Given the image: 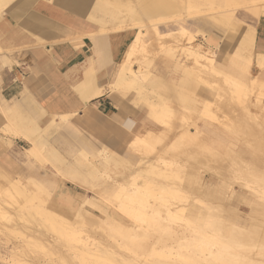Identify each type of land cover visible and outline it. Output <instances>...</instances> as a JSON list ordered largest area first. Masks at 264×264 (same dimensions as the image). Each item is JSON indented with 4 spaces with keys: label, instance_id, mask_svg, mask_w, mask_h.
Here are the masks:
<instances>
[{
    "label": "bare ground",
    "instance_id": "obj_1",
    "mask_svg": "<svg viewBox=\"0 0 264 264\" xmlns=\"http://www.w3.org/2000/svg\"><path fill=\"white\" fill-rule=\"evenodd\" d=\"M13 1L14 0H0V12ZM58 1H61V0H50V3H53L56 5ZM62 1H65L69 5L74 7L78 13L83 14L84 16L87 15L88 17L91 16L90 21L98 25L97 30L91 34L92 38L98 35H107L110 33H116L122 36L132 35V38L129 44L127 45L125 59L122 61L119 67L115 81L112 84L110 93L123 101L125 100L129 101V103L132 104L136 108H139L141 107V105H143L144 111L141 114L143 116L145 115L148 119H150L153 123L157 124L158 126L168 130L170 134H176V128L175 126L173 127L172 125V124H175L173 123L175 120L172 121L171 119L173 118L177 119V115L179 113V112L177 113V109L186 104L187 105L186 107H189L188 108L189 111H193L194 114L192 115L193 119L190 122L186 123V127L184 129L179 127L181 128L180 130H182L181 136L178 135L179 139L182 140V138L180 137L184 136V141H185L184 144L194 147L195 149L194 153L198 155L199 157H201L200 159L202 158L206 159V158L211 157L214 163H218L219 165L223 163L229 172V175H228L230 176L229 178L227 179L220 178L219 179L220 184H218L217 186L215 185V187H212L211 183L208 184V181L210 179L206 176L208 178L207 179L208 181H207L201 175L203 174L202 171L199 172L201 170V167H198L199 169H194L193 172L191 173L189 170L188 172L186 169V171L188 172L187 173L186 171L184 172V169L186 167L176 166L173 160L171 161L168 159L164 160L163 158L157 156L156 153H154L152 150H150L149 144L147 143V140H146L150 138L149 132H146L145 135L142 137H138L137 135H133L125 130L128 133L129 139L127 138L128 140H125L124 144L131 149L132 148L135 149L133 151H136V149H138L137 152H139V149H140L141 150L140 152H143V154L147 157L145 159H141V160L139 159V161L137 160L138 162L136 161L135 162L136 164H134L131 168H129V170H127L128 176L125 181H124V177L122 176L121 184L115 181L114 178L112 179L108 178L110 182L116 184L117 186V187L115 186V193H114L115 194L114 198L117 203L113 204V208L115 209L117 214L119 213V216L121 215L122 217H124L119 220V223H120V226L121 224L124 225L125 229L123 231H125L124 233L127 234V238L129 239V241L132 242L133 245L131 244V246H134L135 241L137 242L139 237H136V234L134 235L135 228L131 226L128 220H131L137 223L139 221L147 223V221L151 220L152 218L157 219V223L161 225L160 227L163 233H166L165 234L166 238H168V240H170V242L172 243V245L169 246V249H164L166 251L168 250L167 252L169 253V255H173L171 254V252L173 251V247H172L173 245L178 248V251L182 249H187V248L189 249L188 246H185L186 242H190V240H194L192 245L196 249L194 248L193 250V254H192L193 256H191L192 259L188 255L186 254L183 255L182 253H179V252L173 255L175 257L174 260L180 259L183 262L189 261L190 263L186 262L188 264H213V262L210 263L207 261V259H209V256H216L217 252L214 254V252L212 251L213 245L219 244L223 246L226 243L228 244V242H225V240L229 239L228 237L229 235L230 237L238 235L239 238L242 237L243 239H247L249 238L248 234L253 233L255 231L258 234L257 235L255 233L257 237H259L262 241H264V225H263V228H261L260 230H257L256 229V226H258L257 225L258 223H256L257 221L255 223L252 222L250 224L251 226L250 229H247L245 231L244 230L239 231L237 229L235 230V228L232 227L233 228L231 230L232 232L228 233L229 235H227V238H225L226 237L225 235L224 237L225 240L221 237H218V235H216V233H218L220 230L218 232L216 230V232L214 233L215 235L209 234L211 231L208 234H206L207 233L206 230H208L207 229L208 225L213 226L212 224L213 223L215 224V222L218 223V225L219 224L221 225V223L217 219V216L213 214L214 210L212 209L211 205L209 207V205L207 206V205H204V203L202 204L201 201L203 199L201 201L197 199L195 200L196 195L197 196L201 195L207 198L210 197L214 201H216L214 199L216 197H218L219 200H222L224 196L223 194L226 190L227 191L225 192V194H227L230 197L231 195L235 194L233 187L237 186L245 194H249L250 196L254 197L255 200H261L262 202H264V152H261L260 150L255 149L254 151L259 153L262 159L258 160L256 164L243 165L241 164L242 162L240 163V160L239 162H237V160L239 159L242 152L246 153L247 150L240 148L239 145H237L238 147L235 148L236 141H240L242 137L244 140H246L245 137L252 136L250 138L258 139V142L259 140L262 141L264 139V121H262L264 120L263 118L264 116L262 115L258 116L254 113L253 114L251 113L252 111L251 108L254 106V105H251L252 100L250 101V103L245 102L246 103L245 106L241 105V107H243L242 112L240 111L241 113H236V110H239V109H236L235 107H233V104L242 103L244 105L243 102L245 101L246 98H248L249 95H253V99L254 98L259 99V98L264 97V79L262 78L263 73H264V53H260V52L254 53L253 51L254 46H255V39H256L255 29L243 24V26H240L237 28V31L235 32L234 35L232 34V36L228 35L226 37L228 44L231 45L232 42L234 41L237 43L234 55L237 58L236 62L238 63V67L241 70V76L234 78V77H231L229 73L226 71H224L225 74H222L219 70V66L217 65V62L214 59H210L208 57L206 58V56L204 57L203 55L197 53L195 50L192 51L191 48L188 47L189 45L187 46L188 48H184L182 46L183 48L180 47L179 49L176 46L175 47L169 46V44L163 41V38L167 34L160 33V27H162V25H164V22H165L164 20H163L164 22L160 20V18L162 19V17L164 15H167L168 13L171 16L172 13L178 12L181 6L180 4L184 3V0H182L183 2L180 1L181 3L179 5L175 4L176 2L171 3L170 1H167V0H62ZM199 1L203 2V0H199ZM235 1H238V0H235ZM241 1H243V3H240L242 5L241 7H239L240 4L238 5L236 4L237 2L234 3V1L233 3L238 5V7H235V6L228 7L227 4L231 2L229 1L227 2V0H225L224 5L226 6L224 7L226 9L224 11L220 10L222 12H219V15L217 16H213V14H211L212 17L210 16L209 17L207 16V17L209 19L211 18L210 20L213 23L219 25L220 27L222 26L224 29L228 28V31H230V29L232 30L234 28V24L236 23L235 21H238L234 18V15L239 10H244L246 12H249L253 14V16H255L256 18H259L260 14L264 13V0H252L250 2H246L244 0H241ZM188 3L189 1L187 2L186 8L189 7ZM184 4H183V8L181 7L180 10L186 9L184 8L185 7ZM196 4L197 5L190 4V6L192 5V7L188 9H191L192 11L190 10L191 12L188 13L186 18L185 17L181 18V15L180 17H178L179 13L177 14L178 16L176 15L178 18L174 15H173L174 20H172L173 18L172 19L170 18L171 19L170 21H173L176 24H178V26L180 27L178 31H180L182 34L187 32L186 28L183 26L184 22L193 20L190 24H194V23H199L200 21H204V19L206 18L207 10L206 11L201 10L200 9L201 5L198 6L197 2ZM208 5H211V4H208ZM209 8H206V9H209ZM176 9L178 11H176ZM98 14H102V16L98 17ZM184 15H186V13ZM127 23H129L131 26L128 25L127 27ZM197 32L200 34L204 33L200 30H198ZM150 36H151V40L149 42H145V39H147V37L149 38ZM194 41L195 39L193 38V36L188 37L186 44H193ZM147 47H149L150 50L152 49L158 50L156 54H154L155 52L151 53V56L153 58L149 54H148L149 56L147 55V52L149 53V51L147 50ZM135 51L136 52L139 51L141 54V60L136 69L133 68V64L136 65V63L133 62V56H134ZM159 55H160V60L164 58L167 60L178 61L179 59L177 57L182 56L184 59H186L185 63L186 61L188 62V60L191 61V65L193 67L190 69L194 71V74L192 72L191 73L194 76L193 79L196 78L197 84L193 83L195 85L192 86V84L186 78L180 79V82L183 83V86L186 89L187 88L191 89L192 87H194V89H196V91L194 92L195 94L198 95L197 98H196L197 95L193 94V92L192 94L195 97L192 98L191 96L193 95L190 96L189 93L187 94L186 90H184V88L181 86L177 87L174 85H170L169 87V89H171L170 99H168V97L166 96L167 100H169L168 102L171 101L169 105L168 103L165 102L163 98L159 96V94L157 95L154 92L156 91L154 90V88H156V85L159 83V78L156 76H152L151 74H145L143 70H146L151 65L154 59H159ZM251 66L256 68L258 73L256 75L251 76L249 79H247L246 77L249 75L248 69ZM192 74L190 76H192ZM245 78H246V81H244ZM197 90H200V91H197ZM202 90H205V91L207 90L206 94H203L204 91L202 92ZM224 90H225L226 95H223ZM211 91H213V94ZM200 93L201 95H199ZM96 95H98V93H96ZM211 95L214 98L213 103L212 101L207 100L209 97H211ZM251 97L252 96H250V98ZM254 101H257V100L254 99L253 102ZM171 104L173 105L175 104L176 106L175 105L174 106L177 107V109H175V107ZM186 107L183 106L182 108L186 109ZM258 110L260 114L264 115V107H259ZM228 116L230 117L234 116L233 118L234 122H230L229 120L230 118ZM169 119L171 120V123L168 122ZM177 121L179 122V119ZM199 126H201L207 133V137L206 138L203 137L205 139H202L207 145H209L208 142L213 143L212 139L215 141H218V144L215 148L214 147L208 148L205 144H203L200 141L201 130L199 129ZM220 134L226 136L227 138L229 136H232V137H229L226 141H223L222 139L224 138H220ZM250 144L253 145L254 143H250ZM258 144L264 145L263 142H259ZM213 149H216L217 151L213 152ZM250 149H254V146ZM218 151H223V154L222 153L219 154ZM26 153L31 158L33 157V155L34 156L39 155L36 153V150L34 148H32ZM149 153L154 156V158L151 160L148 157ZM195 154H193L192 158L193 157L196 158V161L198 163L199 158H197L198 156H196ZM176 155L177 153L175 152L174 156ZM42 161L46 162L45 160H43V158H42ZM202 162H203L202 163L203 165L205 161L203 160ZM199 163H201V161ZM199 163L197 164L198 166H199ZM160 165H163V166H160ZM195 166H196V163L193 167ZM225 167L224 169L222 167H219V169L222 168V170L226 172ZM242 170L244 171L242 172ZM203 172L206 173V171H203ZM58 176L61 178V175H58ZM150 177L157 179L161 183L165 182L168 184H172L173 186H180L183 183H186L187 189H189L190 191H193L192 192L193 196L192 195L190 196H192L193 198L194 194H196L195 197L193 198L192 204L191 205L188 204L187 207L183 206L181 208H178L176 210V213L167 206H161L160 203H158L157 201L163 200L164 199L163 195H165L166 193H170L171 190L165 188L163 184L154 185L151 181L148 180V178ZM216 179L217 178H215V180ZM0 181L5 184L8 183V186H6L5 188L4 186H2L3 184L1 185L3 188L1 186L0 188L3 189L2 195L3 196L5 195V197L10 199V201H14L13 203H15L14 205L12 204L10 205L9 203H6L7 205L8 204L10 205L11 207L10 209L15 211L18 214L17 216L19 217V219H22L23 216L24 217L28 216L31 218L32 213L30 212V210L33 207L35 208V206H32L31 204L32 198L30 196H27L24 186L20 184L19 181H16V180L12 182L10 181L4 182L2 179H0ZM211 181L212 180H210V182ZM153 185L155 187L154 189H153ZM149 197L152 199L153 204H157L158 208H156L155 206L151 204V202H149ZM8 199L6 201H8ZM18 199H20V201L22 200V202H19ZM235 201H236V205H240L242 209L244 208V210L248 206V204H250V199L234 200V202ZM33 204H35V202ZM250 207L255 216L264 217V207L263 206H259V205H256V203L255 204L253 203L251 204ZM140 208L142 209V212L139 210ZM257 208H259V210ZM34 210H36V208ZM39 210H40V216H42V219L44 220L43 222L46 221L50 225H52L50 230L58 234V237L66 239L68 241L69 244L66 246V252H69L71 256L74 255L75 257H80L82 261L84 262V264H138V262L135 259H132L131 256L128 255V254H135V251L132 250L130 252V250L127 247L123 246L122 243L118 242L121 238L114 236L117 239L119 238V240L117 241L112 240L111 243H108V242H104L101 240H99L98 242H95V240L93 239L91 240L89 236H86L83 238L80 236H76L79 234L77 233L78 231H76L77 228L74 227L75 228L74 230V228L70 226V223L67 221L66 218L60 216V214H56L48 209H45L44 206H42L40 209L37 208V212H39ZM215 210L219 212L218 208ZM31 211H33V209ZM163 215H164V218H166L165 220L162 217ZM237 216H241V215H239L238 213ZM0 217L1 218L5 217V213L0 211ZM34 217L35 216L33 215L32 219H34ZM5 219H8V218L5 217ZM167 219L182 220L184 224L180 221L181 224H179V228L181 227L180 225H182L183 227L177 230L176 226H175L176 228L174 229L172 228V226L170 227L169 225H166V224L163 225L164 222L162 223V221H166ZM246 219L242 217V219L240 220L239 217H234L232 215L228 217V220H230L229 222L233 225L235 223H242L246 225L248 218ZM4 221H7V220H4ZM33 221H35V219ZM39 221L37 222V224L39 223ZM11 222L12 220L10 221V223ZM166 223L168 222L166 221ZM40 224L43 225L44 223L41 222ZM202 226H204L205 228H203ZM11 227L12 228L10 230L8 229V231L7 230L5 231L9 232V234L11 235H15V237L16 235H19L20 236L19 239L22 238L21 245L24 244L25 247H35V246L37 247V246H41L42 244L45 246H48V245L51 246L50 243H52L54 247L58 245V242L56 241L57 238L55 237L56 239H54V235L52 236V234L50 235L52 236V238H50L52 239L51 242L44 240L45 238L43 236H46L47 233L37 230L38 229L37 226H35L37 227V229L34 228L33 232H30L32 230L29 231L28 229L27 233L28 232L29 233L26 236L19 234L18 231L16 232V229H15L16 226H11ZM201 227L203 230L204 229L205 230L202 231ZM103 228H104L103 229V232H104L105 227ZM108 230L106 228V231ZM94 231L95 230L93 229V232ZM99 231L100 230H96L98 234H100ZM143 231L142 233H144ZM103 232L101 233L103 234ZM233 232L235 233L233 234ZM80 233H82L81 230H80ZM146 233L143 235L146 236L147 235ZM35 234H37V236H34ZM117 235L122 237V235L120 234H117ZM149 235L147 236L150 237ZM155 235L159 236L158 234H155ZM155 235L153 234L152 236L156 238L151 236L150 239L152 238V240L154 239V240L160 241V239L162 240L163 238L162 241H164V237H161L162 235L160 236L161 238L159 239H157V236ZM220 235L221 233L219 234V236ZM42 237L44 239H42ZM99 238L101 237L99 236ZM105 238L107 239L108 237H105ZM59 240L60 239H58V241ZM146 240L147 239H145V241ZM152 240L151 241L149 240L150 242H152L151 250L155 252L152 246L155 244H160V243L159 242L156 243L157 242L156 241L153 244ZM223 240L225 242L224 244H223ZM229 240L233 241L232 239H229ZM140 242H143V241L140 240ZM140 242L138 243L140 244ZM170 242H167V243H170ZM244 242L246 243L245 240ZM138 243L135 245L139 246ZM236 243L238 242L235 241L234 244ZM239 243L237 245H239ZM261 243L262 242H260L259 246L264 248V244L262 246ZM162 244L164 245L165 242ZM144 245H145L144 243H141L139 247L144 248ZM252 246L254 247L253 244ZM134 247H135L133 248L134 250L138 248L136 246ZM263 248L261 250V248L259 247L260 253L261 251L264 250ZM194 251L196 253H194ZM120 252H123L125 255L120 254ZM249 254H253V253L249 252ZM255 255L256 254L251 255L252 257L251 256L243 257V260L245 259V261H243L242 258H239L242 261L241 260H238V261H241L242 264H264L263 257L260 258L261 257L260 255V257H256L255 259H253ZM217 257H220L219 254L217 255ZM46 258H48V256ZM219 259H217V262L215 263H218ZM14 261H17V260L14 259ZM20 262L21 261L17 263L18 264L28 263L26 261H24L23 263H20ZM12 264H13V261H12ZM235 264L237 263L235 262Z\"/></svg>",
    "mask_w": 264,
    "mask_h": 264
},
{
    "label": "rangeland",
    "instance_id": "obj_2",
    "mask_svg": "<svg viewBox=\"0 0 264 264\" xmlns=\"http://www.w3.org/2000/svg\"><path fill=\"white\" fill-rule=\"evenodd\" d=\"M167 1H170L171 3L176 2L175 4L179 5L181 3L180 1H182V0H167ZM186 1L187 2L189 1V3H188L189 7H187V8H186V6H187ZM190 1H191V3H190ZM224 1L225 0H205V1L203 0V2H202L199 0H184L185 4L184 3L180 4L181 5L180 8L181 7L183 8V4L185 6L184 8H186L183 10L181 9L183 13L181 12V10L179 8L180 12L176 9V11H178V12L174 11L176 14L172 13V15L170 16L168 13L167 15L163 16L165 18H163V17H162V19L160 18V20L165 21V22L163 21L164 25H162V27H160L161 28L160 33L167 34L163 38V41L166 42L167 44H169V46H172V47L176 46L179 49H180V47L181 48H183V47L188 48L189 47V48H191L192 51L195 50L197 53L203 55L204 57L206 56V58L208 57L210 59H214L215 61H217L218 65H219V70L222 74H225L224 73V70H225L226 72L229 73V75L231 77L237 78V77L241 76V70L238 67V63L236 62L237 58L234 55L237 43L234 41V42H232L231 45L228 44L226 37L228 35L229 36H232V34L234 35L235 32L237 31V28L240 26H243V24L247 25L248 27L254 28L256 30V25L259 22V20L257 18H255L253 16V14L246 12L244 10H239L237 15L235 16L239 22L235 21L237 24L236 23L234 24V28L232 30L230 29V31H228V28H227V29H225V31L218 34L217 37H212L213 36L212 34H209L205 31H204V33H201V34L198 33L197 32L198 27H195L193 24H190L193 20H189V21L183 23V26L187 30V32H186L187 34L186 33L182 34L180 31H178L180 29L178 24H176L173 21H170L172 18H173L172 20H174V16H176L178 13H179V16L177 15L178 17H180V15H181V18H184V17L186 18L188 13H190L192 11L191 9H188V8H191L192 5H197L196 2L198 3V6L201 5L200 6L201 10H204V11L207 10L206 13L208 15L206 14L205 19H208L209 21H211L210 20L211 18L210 19L208 18L209 16L212 17L211 14H213V16H217V15H219V12H222L220 10L224 11L226 9L224 7V6H226V5H224ZM228 1L231 2V3L227 4L228 7L229 6L230 7H234V6L238 7V5L240 3H243V1H241V0H238V1L227 0V2ZM233 1H234V3L237 2L236 4H238V5L234 4ZM244 1L250 2L252 0H244ZM60 4H63V6H61V7H64L65 9H67L68 11L72 12L75 15L83 17L85 20L91 22L93 25H95L98 28V25H96L92 21H90L91 16L88 17L87 15L84 16L83 14L78 13L74 7H72L71 5H69L65 1L61 0V1H58L56 3V5H60ZM190 4H192V5L190 6ZM208 4H211V5H208ZM225 4H226V2H225ZM241 6L242 5L240 4L239 7H241ZM177 7H179V6H177ZM205 7L206 8L210 7L209 9H211L212 11L209 9H206ZM187 9H188V11H187ZM185 10H186V12H185ZM185 13H186V15H184ZM101 16H102V14H98V17H101ZM128 25L131 26L129 23H127V27H128ZM127 29H129V28H127ZM141 33H143V32H141ZM107 35L112 36V35H118V34L110 33ZM187 36L188 37L193 36V38L195 39L193 44H186L187 39H188ZM88 37L92 38L91 34L88 35ZM131 37H132V35H131ZM150 40H151V36L149 38L147 37V39H145V42H149ZM175 41H176V43H175ZM147 50L149 51V53L147 52V55L149 54L150 56H151V53L155 52L154 54H156V52L158 51L157 49L156 50L155 49L150 50L149 47H147ZM253 51H254V53H259L257 46L254 47ZM125 53H126V50L124 52L122 61L125 59ZM177 58L180 61L179 60L178 61L167 60L164 58H162L160 60V55H159V59H154L152 61L151 65L146 70H143L145 74H151L152 76H156L159 78V83L158 84L155 83L157 85H156V88H154V90H156L154 92L157 95L159 94V96L161 98H163L165 100V102L168 103L169 105H170L171 101L168 102L169 100H167L166 96L168 97V99H170V96H171V89H169L170 85H174L177 87L181 86L184 88L183 83L180 82V79H182V78L183 79L186 78L192 84V86L197 84L196 78L193 79L194 78V76H193L194 71H192L190 69L193 67L191 65V61L188 60V62L186 61V63H185L186 59H184L182 56H180V57L178 56ZM140 60H141L140 52L135 51L134 56H133V62L136 63V65L133 64L134 69H136L138 67ZM122 61L119 63L120 65H121ZM180 63H181V65H180ZM253 68L254 67H252V66L249 67V69H248L249 75L246 77L247 79H249L251 76L256 75L258 73L257 69L256 68L253 69ZM185 73L187 76L185 75ZM188 73L189 74L191 73L193 77L190 76L191 74L189 75ZM190 78H191V80H190ZM246 78L244 79V81H246ZM193 83H195V84H193ZM184 90H186L187 94L189 93L190 96L195 94L194 91H196V89H194V87H192L191 89L184 88ZM197 91H200V90H197ZM192 92H193V94H192ZM202 92H203V94H206L207 90L206 91L202 90ZM211 92L213 94V91H211ZM223 92L225 93V90ZM224 93H223V95H226V93L225 94ZM195 95H197V94H195ZM199 95H201V93ZM250 96H252V97L250 98ZM191 97L194 98L195 96L193 95ZM197 97H198V95L196 96V98ZM213 99L214 98L211 95V97H209L207 100L212 101V103H213V101H214ZM246 99L243 102L244 105L242 103L241 104H233V107H235L236 109H239V110H236L234 108L236 110V113H241L242 108H243V107H241V105L245 106L246 103H250V101L252 100L251 105H254V106L251 108L252 109L251 113L252 114L254 113L258 116H260V115L264 116L263 114H260V112L258 110L259 107H264V97L259 98L261 101L259 99L254 98L255 100H257V101H254L255 103L253 102V100H254L253 95H249L248 98H246ZM125 103L128 104L129 107L133 110L132 115H134V113L136 112L137 109L139 110L140 113H142L144 111L143 105H141V107H139V108H136L132 104H130L129 101L125 100ZM171 105H173V104H171ZM183 106L186 107L187 105L185 104ZM182 107H179L178 109H177V107H175V109H177V113L178 112L179 113L177 115V119H174V118L171 119L172 121L173 120L176 121V122L175 121L173 122L175 124H172L173 127L175 126V128H176V134H170L168 132V130L158 126L155 123H153L150 119H148L144 115V120L142 121L143 124L144 125L147 124V121H148L152 125V129L148 130V131L141 130L138 133H136V135L138 137H142L145 135L146 132H149L150 138H148L146 140H147V143L149 144V149L152 150L154 153H156L157 156L163 158L164 160H167V159L170 161L173 160L174 164L176 166L186 167L184 169V172L187 169V171L189 170L191 173V172H193L194 169H199L198 167H201V170L199 171V172L202 171L203 174H201V175L206 180L208 178L210 180H212L211 182H210V180L209 181L207 180L208 184L211 183L212 187H215V185L217 186L218 184H220V182H219L220 178L221 179L222 178L227 179L230 177V176H228L229 172L223 163L221 165H219L218 163H214V161L211 157L206 158V159H203V158L200 159L201 157H199L198 155H196L194 153L195 152L194 147H191L187 144H184V142H185L184 136L180 137V138H182L183 141L179 139V136H181V133H182L181 132L182 130H180V129L181 128L184 129L186 127V123L190 122L193 119L192 115L194 114L193 111H189V109H188L189 107H186L187 110L185 108H182ZM237 111H239V112H237ZM104 112H106V111H104ZM190 112H192V113H190ZM80 114H83V110H81L80 112H77V115H80ZM109 115L112 116V114L109 111H107V117H109ZM134 117H135V115H134ZM228 117L230 118L229 119L230 122H234V119H233L234 116L233 117L228 116ZM52 118H54L55 121L59 122V119L57 117H54L53 115L45 114L44 119H43L44 123L40 124L37 122L38 128H43L45 122H47L48 120H51ZM178 119H179V122L177 121ZM181 119H182V121H181ZM171 120L169 119L168 122L171 123ZM262 121H264V120H262ZM184 123H185V125H184ZM72 124L73 125L70 128H72V130L74 132L79 133L80 135H83L84 137H86L87 139H89L90 141H92L93 143H95L97 145L98 144H101L103 146L106 145V148L108 149V151H105L107 159L113 158L116 151H119V152L121 151V153H122L123 152L122 150H124V154H125L124 156L126 157V158L124 157V159H125L124 162L126 164H129L130 167H132L134 164H136L135 162L137 160L139 161V159L141 160V159L147 158L143 154V152H140L141 151L140 149H139V152H137L138 149H136V151H133L135 149H133V148L131 149L124 144V141L128 140L129 136H127L124 139L123 144L120 145L122 150L119 147L118 150L115 151L116 148L111 146V143L110 144L108 143V142L112 141L113 139H115L116 133H118L117 132L118 126L117 125L115 126V124H118V122H116V121H115V124L113 125L112 128L97 125L93 122H89V123L86 122L85 123L84 121L79 122L76 120H74V122H72ZM182 125H184V126H182ZM179 127H181V128H179ZM177 128H179V129H177ZM178 132H179V134H178ZM66 133L67 132L64 130L63 124H62V126H61V124H59L57 126L55 125L51 129V136L49 137L48 140L52 141L53 137L57 136L58 134L66 137V139L68 140L67 141L68 143L63 141L61 145L56 144L55 148L57 149L60 156L64 158V163H71L75 160L74 159L75 156L73 153H69V151L75 150V148L70 149V145L72 144L73 141L71 140V138ZM2 134H3L4 138H8V139L13 140L11 134L8 133L5 128L2 130ZM42 134H45V133L43 132ZM229 137H232V136H229ZM250 137H252V136H250ZM250 137H245L246 140H244L242 137L240 141H236V143H237V144L235 143L236 146L234 145L235 148H237L238 147L237 145H239L240 148L247 150L246 153L242 152L239 159L237 160V162H239V160H240V163L242 162L241 164H243V165L256 164L258 160L262 159V157L259 155V153L254 151L255 149H258L261 152H264V145L258 144L259 142L264 143V139L262 141L259 140V142H258V139H253ZM220 138H224V139H222L223 141H226L228 139L226 136H224L222 134H220ZM247 140H249L250 142ZM255 140H257V141H255ZM200 141L203 144H205L208 148L209 147L215 148L217 146V145H214V143H210L211 145H207L204 142V140H202V138H200ZM234 142H235V140H234ZM248 142H249V144L250 143H254V144L249 145ZM4 143H6L5 144L6 148L7 147L10 148L7 145V140L6 141L4 140ZM251 146L252 147L254 146V149H250V148H252ZM12 147H13V151H11L12 152L11 153V159L8 163V166H7L8 168L3 169V170L0 169V174L3 175L8 180V182L11 180L19 181L20 184H22L24 186V189H25L27 196H30L32 198L31 204H32V206H35L36 210H34L35 209L34 207L31 208V210L33 209V211L30 210V212L32 213L31 218L28 216L27 217L23 216L24 219L23 218L19 219V217L17 216L18 214L15 211L10 209L11 208L10 205L15 204V203H13L14 201H10V199L5 197V195L3 196L2 195L3 189L0 188V190L2 191V192L0 191V193H1L0 194V211L5 213V217H7L9 219V221H8V219H5V217H2L3 218V220H2V218L0 217V264H12V261H13V264H18L17 262H19V261H21L20 263H23L24 261H26V262H28L27 264H84V262L82 261V259L80 257H75L74 255L71 256L69 252H66V246L69 244L68 241L66 239L58 237V234L52 232L50 230L52 225H50L46 221L43 222L44 220L42 219V216H40V210H39V212H37V208L40 209L42 206H44L45 209H48V210H50L56 214H60V216L66 218L67 221L70 223L71 227L77 228L76 231H78L77 233H79L80 235L78 234L76 236H80L82 238L89 236L90 239L95 240V242H98L99 240H101V241L108 242V243H111L112 240L117 241V240H119V238H121L118 242L122 243L123 246L127 247L130 250V252L132 250L135 251V254H128V255H130L132 259H135L138 262V264H188L186 262H189V261L183 262L180 259L174 260L175 257L173 255H175L178 252L182 253L183 255H185V254L188 255L192 259L191 256H193L192 254H193V250L195 248L192 245L194 240H190V242H186L185 246H188L189 249L187 247H185V248H187L188 250L182 249V250L178 251V248L173 245L172 246L173 251L171 252V254H173V255H169V253L167 252L168 250L166 251L164 249H169V246L172 245V243L170 242V240H168V238H166V235H165L166 233H163V231L160 227L161 225H159L157 223V219H153V218L151 220H148L147 223L146 222H140V221L137 223V222H133L131 220L126 219L131 224V226L133 228H135L134 235L136 234V237H139L138 241L137 242L135 241V244L140 242V240L143 241V242H140V244L141 243L145 244L144 245L145 249L139 247L140 246L139 243H138L139 246L134 244V246L138 247L139 249L138 248H136V250L133 249L135 247L131 246L132 242L129 241V239L127 238V234L124 233L125 231H123L125 229L124 225L121 224V226H120V223H119V220L121 218H124V217H122L121 215L119 216V213L117 214V212L113 208V204L117 203L115 201V198H114L116 184H114V183L110 182V180H108V178L109 179L114 178L115 181H117L118 183L121 184L122 183V176L124 177V181H125L128 174L122 168L116 167L114 165V163H105L103 157L99 158L100 161L98 159H95V160L94 159H92V160L84 159L83 165L84 166L88 165L90 167L89 164H91L92 167H90V168H93L92 170L95 171V174L88 175L87 172H83V173H80L81 175L78 176V175H74V174H70V173L69 174L65 173L64 166L58 162H54V161L42 162L41 160H37V159H33V158L30 160L25 159V157L22 154V149L27 148L28 145L25 142H23L22 140H17V143L12 144ZM247 147H249V148H247ZM214 151L216 152L217 150L213 149V152ZM175 152L177 153L176 156H174ZM218 152H219V154H221V153L223 154V151H218ZM85 153H87V151H85ZM192 153L195 154L196 156H198L197 157V158H199L198 163L201 161V163H199V166L197 165L198 163L196 161V158H194V157H193L194 159L192 158V156H193ZM140 154L141 155L143 154V155L141 156ZM191 154H192V156H191ZM127 155H128V157H127ZM86 157L89 158L88 155ZM130 157H132L131 160L129 159ZM148 157L150 160L154 158V156L150 153H149ZM203 160L205 161V163L203 164L205 166L202 165ZM109 162H110V160H109ZM194 162L196 163V166H195L196 168L193 167L195 165ZM99 163H101V164H99ZM191 164H192V166H191ZM160 166H163V165H160ZM218 166L222 167L223 169L225 167V169H226L225 171L227 173L224 172V170H222V168L219 169ZM55 169H56L57 175H59L61 173H65V176H66L65 180H63V181L59 180L57 177H55L53 175V171ZM203 171H206V173ZM243 171L244 170H242V172ZM124 173H126V174H124ZM215 178H217V179L215 180ZM60 179H63V178L61 177ZM148 180L151 181L154 185L155 184H158V185L163 184V186L165 188L171 190L170 193H166L165 195H163V198H164L163 200H158L157 202L160 203L161 206L169 207L175 213H176V210L178 208H181L183 206L187 207L188 204L191 205L193 198L196 195V194H194V197L192 198V196H193L192 192L193 191H190L189 189H187L186 183H183L180 186H173L172 184H168L165 182L161 183L153 177L148 178ZM196 180H198V179H196ZM214 180H215V182H214ZM106 181H109V183H112V185L114 187H110L109 184L105 185ZM51 183H53V185ZM1 185L4 186V188H5L6 186H8V183L5 184V183L0 181V186ZM154 185H153V189L155 188ZM107 186H109V187H107ZM233 189H234L235 194H233L229 197L227 194H225V192L227 191L226 190L223 194L224 195L223 199L219 200L218 197H216L217 199L214 198L216 201H214L210 197L207 198V197H203L201 195H199L200 196L199 197L196 195L195 200L197 199V200L201 201L203 199L201 201L202 204L204 203V205H207V206L209 205V207H210V205L212 206V209L214 210V211L212 210L213 214L215 216H217V219L221 223V225L219 224L220 226L216 222H215V224L214 223L212 224L213 226L208 225V228L206 226V228L208 229V230H206L207 233L205 232L206 234H208L211 231L209 234L215 235L214 233L216 232V230H217V232L220 230L218 233L219 234L221 233V235L219 236L218 233H216V235H218V237H221L225 240V238H227V235H229L228 233H231L232 232L231 230L233 228H235V230L237 229L239 231L240 230L245 231L247 229H250V227H251L250 224L252 222L255 223L256 221H257L256 223H258L257 224L258 226H256V229L260 230L261 228H263L264 217L255 216L253 211L251 210L250 206H251V204L256 203V205L264 207V202H262L261 200H255L254 197L250 196L249 194H245L237 186L233 187ZM224 190H225V188H224ZM190 195H192V196H190ZM248 195L250 196V198ZM6 198L8 199L9 202L6 201L7 200ZM65 198L70 199L71 202H73L74 199H78V201L80 200V201L84 202L85 205L75 207L72 211H70L69 206L64 203ZM205 198L208 200H206ZM242 199H250V204H248L249 208L247 206L244 210V208L242 209V207L240 205H236V201L234 202V200H242ZM217 200H219V201H217ZM18 201L22 202V200L20 201V199H18ZM203 201H205L207 204ZM34 202H35V204H33ZM52 202H55V206L53 205V207H51ZM149 202H151V204L153 206L158 208L157 204L152 203V199L150 197H149ZM209 202H211V203H209ZM6 203H9L10 205L9 204L7 205ZM39 206H41V207H39ZM217 208H218L219 212L217 210H215ZM257 209L259 210V208H257ZM139 210L142 212L141 208ZM216 212H218V213H216ZM36 213H38L39 215ZM238 213L241 216H237ZM101 214H102V216H101ZM33 215L35 216L34 219L36 222L33 221L34 219H32ZM36 215H38V216H36ZM230 215H232L234 217H239L240 220L242 219V217H244L245 219L248 218V221H247L246 225L242 224V223H235L233 225L229 222L230 220H228V217ZM82 216H83V218H82ZM103 216H104V218H103ZM37 217L42 223H44L43 225L40 224L41 222L37 219ZM40 217H41V219H40ZM162 217L164 220L166 219V218H164V215ZM4 220H7L8 222L4 221ZM11 220H12V222L10 223ZM81 220H83V221H81ZM168 220L169 219L166 220L168 223H166V221H162V223L164 222L163 225L166 224V225H169L170 227L172 226V228H174V229L177 227V230H179V229H181V227H183L182 225H180L181 227L179 228V224H181L182 220H178V219H173V220H169V221ZM251 220H253V221H251ZM38 221H39V223L37 224ZM162 223H160V224H162ZM39 225H40V227H39ZM117 225H119V226H117ZM11 226H16V228H15L16 232L18 231L19 234L24 235V236L28 235V233H29V232L27 233L28 229H29V231L32 230L30 232H33L34 228L37 229V227H38L37 230L43 231L44 233H47L46 236H43L45 239L43 237H42V239L51 242L52 239H50V238H52V236L54 235V239L57 238L56 241L58 242V245H56L54 247V245L52 243H50L51 246L48 245L49 246L48 247V246H45L41 243L43 246L41 244H39V245H41L42 247L41 246L25 247L24 244L21 245V243H22L21 239L22 238L19 239V237H20L19 235H16V237H15V235H11V234H9V232L5 231V230L8 231V229L10 230L12 228ZM31 226H33V227H31ZM35 226H37V227H35ZM103 227H105L104 232H103V229H104ZM202 227L205 228L204 226H202ZM202 227H201V229H202ZM75 228H74V230H75ZM106 228H107V230L109 228V230H108L109 232L106 231ZM93 229L95 230L94 232H93ZM80 230L82 233H80ZM96 230H100L99 232L101 235L98 234L96 232ZM204 230L202 229V231H204ZM142 231L144 233H142ZM101 232H103L104 235ZM112 232H114V233H112ZM141 233H142V235H141ZM145 233L147 235L150 234L149 235L150 237L153 234L154 235L158 234L159 236L155 235V236H157V239L164 237V241H162L163 238H162V240L160 239V241L159 240L157 241L154 239L152 240V238L150 239V237H148L147 235L146 236L143 235ZM234 233L235 232H233V234ZM255 233H256L255 231L253 233H249L248 234L249 238H247V239H243L242 237L239 238L238 235H236L238 237L231 236L232 237L231 238L229 235L228 236L229 239H232L233 241L226 239L225 242H228V244L227 243L224 244L225 242L223 240V244L225 246L224 245L222 246L219 244H214L212 247V251L214 252V254L217 252L216 256H209V259H207V261L210 263L213 262V264H235V262L237 264H242L241 261L243 260V257L251 256L254 254H256V255L253 257V259H255L256 257H260V255H261L260 258L263 257V259H264V256H263L264 250L261 251L263 247L259 246L260 242H262L261 244L263 246L264 241H262L259 237H257L258 234L256 233L257 234L256 235ZM51 234H52V236H50ZM117 234L122 235V237H120ZM163 234H164V236H163ZM111 235H113V236H111ZM225 235H226V237H225ZM255 235H256V237H255ZM34 236H37V234H35ZM99 236L101 238H99ZM104 236L108 237V238L106 239ZM114 236L119 237V238L117 239ZM152 237H154V236H152ZM34 238H36V237H34ZM154 238H156V237H154ZM58 239H60L59 241L61 243L58 241ZM70 239H72V238H70ZM145 239H147V240L145 241ZM259 239H260V241H259ZM64 240H66V241H64ZM149 240L150 241L152 240L153 244L156 241H157L156 243H158V242L160 243V244H155L152 246L154 248L155 252L151 250V243L152 242H150ZM166 240H167V242H170V243H167ZM227 240H229L233 244H231ZM244 240L246 241V243L244 242ZM235 241L238 243L240 242L239 245H237L238 243L234 244ZM164 242H165V244L163 245L162 243H164ZM257 243H259V244H257ZM252 244L256 248H254L252 246ZM255 244L261 248L260 251L263 254H261L259 252V247L256 246ZM172 247H170V248H172ZM255 250L257 253L255 252ZM195 251H194V253H196ZM249 252L253 253V254H249ZM10 253H12V254H10ZM120 254L125 255L123 252H120ZM218 254L220 257H217ZM45 255H47L48 258H46L47 256H45ZM239 258H242V260ZM14 259L17 261H14ZM213 259L214 260L216 259V260L214 261ZM217 259H219V262L221 259L224 262L221 260L220 263L219 262L215 263V262H217ZM210 260H212V261H210ZM238 260H241V261H238ZM243 261H245V259ZM238 262H240V263H238Z\"/></svg>",
    "mask_w": 264,
    "mask_h": 264
},
{
    "label": "crops",
    "instance_id": "obj_3",
    "mask_svg": "<svg viewBox=\"0 0 264 264\" xmlns=\"http://www.w3.org/2000/svg\"><path fill=\"white\" fill-rule=\"evenodd\" d=\"M61 6L63 4L55 5L50 0H14L0 12V169L8 168L12 144L22 140L28 145L22 149L25 159L42 161L43 158L46 162L61 163L68 174H95L91 164L90 167L83 165L84 159L100 161V157L105 163H114L127 173L131 167L124 162V150L120 147L128 136L127 132L136 135L141 130L152 129L148 121L143 124L144 116L138 109L134 117L129 105L110 93L119 63L132 37L98 35L89 38L88 35L94 33L97 27ZM257 19L255 46L258 52L264 53V13ZM193 25L202 32L212 34V37L225 31L208 19ZM81 110L83 114L77 115ZM107 111L112 116L107 117ZM45 114L57 117L59 122L52 118L45 122L43 128H38L37 122L43 124ZM74 120L110 128L115 121L118 122L115 124L118 133L108 143L116 148L115 151L120 147L123 152L116 151L113 158L107 159L106 145H97L74 132L70 128ZM59 124H63L66 134L73 141L70 149L75 150L69 153L74 154L75 160L71 163H64V158L55 148L63 141L68 143L66 137L58 134L52 141L48 140L51 129ZM4 128L13 140L4 138ZM199 129L201 138L205 139L207 133L201 126ZM4 140L10 148H6ZM212 142L218 144L213 139ZM32 148L39 155L31 158L26 152ZM65 173L59 174L63 178L60 179L56 169L53 171V175L62 181L65 180ZM0 179L8 182L1 174ZM106 184L113 187L109 181ZM64 203L70 211L85 205L78 199L71 202L68 198ZM51 205L55 206V202Z\"/></svg>",
    "mask_w": 264,
    "mask_h": 264
}]
</instances>
